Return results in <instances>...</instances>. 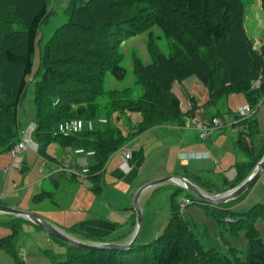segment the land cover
I'll return each instance as SVG.
<instances>
[{"label": "trees", "instance_id": "obj_1", "mask_svg": "<svg viewBox=\"0 0 264 264\" xmlns=\"http://www.w3.org/2000/svg\"><path fill=\"white\" fill-rule=\"evenodd\" d=\"M49 7L50 0H0V154L8 153L20 139L18 110L30 83L34 84L35 118L31 121L36 125L33 138L38 144L37 155L50 160L46 152L50 143L94 150L88 180L95 192L111 153L151 127L182 122L179 99L171 90L174 82L194 75L205 89V94L197 93L199 98L212 109L232 93L243 94L254 108L264 95V44L256 49L248 38L242 0H70L64 22L39 49L35 67L38 32L48 19ZM154 26L178 45L173 54H164L154 43ZM143 33L147 34L150 63L144 65L133 54L131 65L141 95L132 97L129 86L106 90L107 73L119 82L127 76L120 65L121 44ZM255 80H260L257 89L252 88ZM190 103L193 111V98ZM129 113L140 114L141 120L129 127L127 135L109 125L111 115L119 120L120 115ZM214 115L222 117L218 112ZM101 117L104 124L97 122ZM74 118L93 121V130L67 137L53 135L58 123ZM248 135L252 137V131ZM238 138L250 160L235 166V177L230 182L222 180L225 189L219 192L239 184L263 154L264 145L256 152L254 144L246 145L240 135ZM82 139L86 140L83 145H74ZM182 191L178 188L171 195V214L156 239L148 243L137 240L128 251L71 247L65 259L52 264H264V240L253 226L264 216L263 207L255 205L238 213L241 216L232 222V232L244 230L242 260L235 256L236 248L229 247L233 254H222L201 243L194 224L179 212L181 202L176 196ZM246 193L227 204L242 200ZM228 211L210 215L220 221ZM11 220L0 222L11 230L10 235L0 238V251L22 264L13 249L18 226Z\"/></svg>", "mask_w": 264, "mask_h": 264}, {"label": "crops", "instance_id": "obj_2", "mask_svg": "<svg viewBox=\"0 0 264 264\" xmlns=\"http://www.w3.org/2000/svg\"><path fill=\"white\" fill-rule=\"evenodd\" d=\"M254 12L256 13V10ZM244 17L245 21L248 22V27L256 24L258 28V31L256 28L254 38L261 36L264 29L263 19L260 21L259 17L257 18V13L252 17L250 13L246 14L245 10ZM258 44L259 41H256L253 44L254 48L258 49L256 46ZM185 81L174 82L171 88L180 102V111L183 114L182 122L174 121L162 125L165 131L157 134L151 144L148 145L157 146L158 150L162 148L166 150L164 155L166 175H179L197 185L196 180L207 179L204 175L211 173L208 163L210 162L215 166L217 160L221 161L222 166H224L222 168L224 172L217 177L230 182L236 175L235 166L237 164H246L250 160V156L238 144L239 127L230 122L233 118L232 116H234V110L247 103L246 98L241 94V98L235 103L234 110H229L228 108L226 110L220 106L221 102H219L213 112L208 111L205 113L207 119L215 116L214 113L216 112L222 115L221 118L225 122L224 127L228 129L227 133L233 155L232 160H234L229 164L225 161V158L227 159V151H223L221 148V135L218 130L212 132V135L210 134L206 140H200L197 131L193 130L192 127L188 128L190 126L188 123L190 118H201V105L204 102L202 99H196L195 97L200 82L191 80L187 84ZM182 96L184 99H182ZM187 97H191L195 101L196 108L193 111L191 110L190 101L186 99ZM190 110L191 112L187 114ZM261 115H257V119L259 118L258 123L260 122L263 126L264 114L262 118H260ZM123 117L122 115L121 119ZM126 120H129V123L133 121L130 117H126ZM140 120L141 117L134 121V125ZM30 122L32 121L29 120L23 128L20 127L19 136L25 132ZM137 140L138 138H136V142ZM135 144L128 160L130 169L127 172L119 167L123 151L118 148V150L109 155L100 175L99 190L96 192L90 189L92 187L91 180L87 179V184L83 185L78 178L70 177L64 173H53L55 166L63 159H70L73 163L77 161L93 162L91 157L84 159L75 156L74 147L50 143L46 148L50 160H45L44 165L42 157L31 151H24L18 170L7 175L3 174L1 170L9 161V155L7 152L0 154L2 159V167L0 169V174L2 175L0 177V194H2L0 200L2 202L0 204L35 213L66 233L72 234L70 236L77 239L83 238L82 241L126 243L130 240L134 229V212L131 207L134 193L142 184L158 178L156 176L143 177L144 165L151 157L149 147L144 146L143 143ZM243 155L246 156L245 159ZM159 162L161 161L159 160ZM140 177H143L141 181H139ZM259 178L264 181V169ZM164 187L173 189L169 194V203L165 202L160 209H156L153 199L158 191ZM178 188L180 187L174 183H165L150 188L141 194L139 207L143 215V225L138 242L148 243L161 235L171 214L170 197ZM182 193L183 197L180 200L178 199L180 202L186 198V192ZM177 196L176 198H178ZM188 198L193 201L192 198ZM67 203L68 207H64V204ZM163 210L166 213L163 214ZM16 218L18 217L0 214V222H7ZM21 221L30 223L24 219ZM156 224H160V226L157 227ZM0 226L9 228L3 225ZM26 226L34 227L31 226V223L26 224ZM73 231L76 233H73ZM10 234L11 232L3 237ZM61 249L64 252L66 251L64 246H61Z\"/></svg>", "mask_w": 264, "mask_h": 264}, {"label": "rangeland", "instance_id": "obj_3", "mask_svg": "<svg viewBox=\"0 0 264 264\" xmlns=\"http://www.w3.org/2000/svg\"><path fill=\"white\" fill-rule=\"evenodd\" d=\"M69 1L70 0H50L48 19L41 26L40 31L38 32V37L36 41V58L34 61L35 67L37 66L39 49H41L45 45L49 37L52 35L53 31L64 22L65 17L63 13L66 7L68 6ZM242 2L245 13L246 14L250 13V16L252 17L255 16V14L257 13V18L259 17L260 21H262L263 19V27H264V0H242ZM254 9L256 10V13L254 12L255 11ZM248 26H249L248 22L245 21V17H244L245 30ZM256 28L257 26L255 24L254 26L248 27L246 32L248 38L252 41L253 44H255L256 41H259V44L256 46L257 48H260L264 44V29L262 31L261 36L254 38ZM151 32L153 34L154 43L158 46L161 52H163L164 54H173L177 50L178 45L173 40L163 36V33L159 28L154 26L151 29ZM120 54H121L120 65L127 70V76L125 81L124 82L116 81L109 75V73H107L104 79L103 87L106 90H108V89H117V88L129 86L132 89V97L137 98L138 96L141 95L142 89L140 88V86H138L135 83L134 76L131 73L132 56L133 54H136L144 65H148L150 63L149 54L147 52V34L146 33L139 34L125 40L120 46ZM185 80L187 84L191 80H196V82H199L194 75L187 77ZM197 90H198L197 93L201 92L205 94V89L204 87H202L201 84L199 85ZM184 97L182 96V99H184ZM195 97L196 99H200L198 94H196ZM240 98H241V94L232 93L220 101L221 102L220 106L224 107L226 110L227 108L229 110H234L236 105L235 103ZM186 99L190 101L191 97H187ZM33 100H34V84L30 83L24 92L18 110V120L20 123V127L22 128L24 127L25 124H27L29 120H33L35 118V107ZM104 102L105 99L100 100L101 104H103ZM201 109H202V114L200 116L201 118H205V119H207L205 114L206 112L214 111V109L207 107L203 103L201 105ZM255 111H256L255 114L257 115L262 114L260 117L262 118L264 114V102L263 105L261 107L256 108ZM255 114L253 117L251 116L252 118L250 119V121L243 123L239 127L240 129L239 135L241 140L246 145L254 144V150L258 152V149L262 145H264V124L262 126L260 122L258 123L259 118L257 119V115L255 116ZM126 117H130L131 120L133 121L129 123L126 120ZM121 118L122 115L118 117V119L120 121L122 120V122L118 121L115 115H111L109 120V125L112 127L119 128L120 131L123 133V135H127L129 131V127L134 125V121H137L140 118V114L130 113L128 115L127 114L124 115L123 119ZM164 124L166 123L145 130L141 134L136 135L133 139H131L127 143L128 148L132 150V147L136 142V138H138L135 145H139L140 143H143L144 146L149 147V152L151 157H149L147 163L144 165V172L142 173L143 177L156 176L158 178H154V179H159L171 175V174L168 175L165 174L166 164H165L164 155L166 153V150L163 149L162 146H160L162 149L158 150L157 146L148 145L151 144L152 140L157 134H161V132L165 131L164 127L162 126ZM218 131L220 132L221 135V139H220L221 148L223 149V151L224 150L227 151V159L225 158V161H227L230 164L234 160H232L233 155L230 147L229 135L227 133L228 129L223 126L220 129H218ZM251 131H252V137L251 135H248V133H251ZM85 142H86L85 139H82V141L78 140L75 141L74 145H83ZM243 156L245 159L246 156L245 155ZM1 160L2 159L0 158V169L2 167ZM159 160L161 162H159ZM230 160L231 162H229ZM216 162L217 164H215V166H213L212 163L210 162L208 163V167H210L212 174L211 173H206V175L203 174L204 176H206L205 178L207 179L197 180L198 183L202 186L200 187V189H202V191H204L209 195H215L219 193L220 189L223 190L225 189L222 179L217 177L219 174L224 172L222 169L224 166H222L221 161L216 160ZM0 177H2L1 174ZM143 177H140L139 181H141ZM165 183H171V182H165ZM172 190L173 189H171L170 187L169 188L164 187L162 190L158 191L157 195H155L153 199L156 209H160L165 202L169 203V194L172 192ZM182 192L178 194L177 199L180 200L181 197H183ZM247 193H246L247 195L244 197L245 199L243 198L242 200L234 203L233 205L227 204V205L216 206L217 208H215L213 204L206 203L205 201L202 202L198 201V198L194 194L190 193V195L188 196L192 198L194 202L185 206L183 209L180 208L179 212L184 215V217L190 222V224H194L195 226L194 230L197 233L198 238L200 239L201 243H203L206 247L216 248L222 254H226L228 252H230L231 254L232 250L228 251L229 247L236 248L237 252L235 256L243 260L244 250L246 247L244 230L242 229L238 231V233L232 232L231 226L235 224L232 222L241 216L238 213L245 212L254 205L261 206L264 208V181H262L261 178H259ZM1 202L2 200H0V203ZM131 204H132V200H131ZM203 204H207V205H203ZM66 206L68 207V203L64 204V207ZM203 206H206L208 210H206L205 207ZM229 207L230 209L228 211ZM230 210L234 212V214H232ZM227 211L228 213L226 218H220L221 219L220 221L216 217L210 215L211 213L227 212ZM162 213L164 214L166 212L163 210ZM10 222L18 226V232L15 233L13 238V249L18 254L19 251H23L24 256H20V255L18 256L22 264H52L60 260H63V258L65 259L67 253L70 252L71 246H69L68 244L62 241L60 242L58 240L53 239L47 233L35 227L34 225L31 224V226L34 227H27L26 224H30V223H24V221H18L17 219H12ZM156 226L158 227L160 226V224H156ZM253 226L258 231L260 238L264 240V216L257 219ZM10 232L11 231L9 228L0 226V237H3ZM69 235L72 234L69 233ZM79 239L83 240V238H79ZM61 246L62 247L64 246V248L66 249L65 252L62 251ZM0 264H16V261L12 255H10L8 252L3 250L0 252Z\"/></svg>", "mask_w": 264, "mask_h": 264}, {"label": "built area", "instance_id": "obj_4", "mask_svg": "<svg viewBox=\"0 0 264 264\" xmlns=\"http://www.w3.org/2000/svg\"><path fill=\"white\" fill-rule=\"evenodd\" d=\"M260 86V80H255L252 82V88L257 89ZM264 102V95L259 100L258 104L252 107L250 104L246 103L236 108L234 116L230 121L231 124L236 126H241L243 123L250 120V117L256 110V108L261 107ZM98 123L104 124L106 122L105 118H98ZM190 126L193 130L197 131L200 140H206V138L214 131L220 129L224 126V120L220 117H211L209 119L202 118H190L188 120ZM36 128L35 123L32 121L28 124L24 133L21 134L19 141L8 151L9 161L3 166L2 172L3 174H11L18 170L19 165L22 159V153L24 151H31L34 154H37L38 144L33 138V133ZM94 122L93 121H83L78 118L65 120L57 124L55 131L53 132L54 136H71L80 134L84 129L88 131L93 130ZM123 151V155L121 156V163L119 165L120 169L127 172L130 169L128 165V160L131 156V150L128 148L127 144L122 145L119 148ZM75 156L82 157L84 159L92 158L94 156V150H85L83 148H74L73 150ZM39 156V155H38ZM40 157V156H39ZM43 159V158H42ZM46 159H43V165ZM90 162L87 161H77L72 162L70 159H63L59 164L55 166L53 173L58 174H67L70 177L78 178L79 181L86 185L88 182V166ZM2 196V194H0ZM191 204V201L187 198H184L181 202V208L186 205ZM19 255L23 256V251H19Z\"/></svg>", "mask_w": 264, "mask_h": 264}, {"label": "water", "instance_id": "obj_5", "mask_svg": "<svg viewBox=\"0 0 264 264\" xmlns=\"http://www.w3.org/2000/svg\"><path fill=\"white\" fill-rule=\"evenodd\" d=\"M264 169V151L261 158L255 164L251 172L236 186L227 189L223 192H219L215 195H209L202 191L197 185L192 183L189 179L179 176V175H168L159 179H154L146 182L139 186L134 193L132 199V210L134 212V229L131 238L126 243H114V242H88L82 241L77 238L70 236L65 231L61 230L57 226L49 223L39 215L21 210L15 207L6 206L0 204V214L15 216L22 218L32 225L38 227L50 237L58 239L69 246L84 250V251H128L137 242L142 225H143V215L139 207V198L141 194L153 187L159 186L165 182H171L177 184L184 191L194 194L198 201H205L206 203L213 204L216 206L225 205L231 201L238 199L244 193L251 189V187L259 179L262 171Z\"/></svg>", "mask_w": 264, "mask_h": 264}]
</instances>
